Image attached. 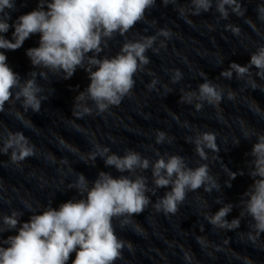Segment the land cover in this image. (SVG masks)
I'll return each instance as SVG.
<instances>
[{
  "label": "clouds",
  "instance_id": "9594fccd",
  "mask_svg": "<svg viewBox=\"0 0 264 264\" xmlns=\"http://www.w3.org/2000/svg\"><path fill=\"white\" fill-rule=\"evenodd\" d=\"M214 2L221 19L229 17V9L237 16H243L246 11L241 0H189L190 6L179 7L178 12L182 17L187 14L198 16L209 12ZM161 3L167 6L176 4L177 0H161ZM155 4L156 0H38L36 9L20 15L10 25L8 21L11 17L5 10H13L15 0H0V50H18L25 40L39 34V46L27 49L26 55L34 69L47 70L39 73L41 77L47 79L48 72L54 75L62 73V78L67 80L78 68L88 73L90 83L75 96L72 116L80 119L91 115L94 109L89 101L98 114L104 113L110 107L119 106L124 97L131 94L135 75L150 63L146 55L148 50L158 53L160 48L166 47L165 40H160L159 47H154L158 37L170 39L172 33L161 28L156 35H141L139 39L126 40L115 56L100 58L99 54L117 34L124 36L137 23L145 20L146 13ZM256 12L258 19L264 21V3L258 4ZM247 23L255 27L251 19ZM10 27L14 28L11 40L4 35ZM208 27L211 29L213 26ZM226 28L236 35L241 31L238 26L231 24L226 25ZM5 51H0V112L5 110L6 104L19 101L24 112L30 109L39 113L42 102L48 97L41 95L43 88L37 83L38 73L32 71L27 79H22L8 65ZM220 62H223V58ZM253 67L257 70L255 75L264 79V45L251 53L246 65L231 62L220 76L231 80L235 73L237 79L246 78L247 83L255 89L257 84L251 71ZM173 72L172 81L175 83L182 78V73L179 69ZM156 83L153 80L149 87ZM224 91L219 84L205 79L197 90L184 91L180 102L192 104L195 101L197 111L202 109L205 102L219 107ZM235 96L236 93L229 88L227 98L232 100ZM15 116L25 126L31 124L20 111H16ZM251 134L256 135V142L248 153L252 157L248 161L251 165L248 175L253 183L243 194L247 199L240 201L243 205L240 216L229 221L227 217L234 205L227 203L215 213L206 214L205 219L215 228L235 230L240 227V217L247 214L253 221L248 239L255 242L264 233V133ZM245 137L250 138V133L246 131ZM0 139V154H8L11 150L12 164L20 166L24 160L36 154L35 145L21 131L8 130L6 137L0 133ZM166 139L170 143L173 138L163 131L156 132L157 144L164 143ZM216 139L214 132L205 131L189 138V142L195 145L194 151L201 160H208L206 149L212 153L220 151ZM236 144H239L238 140ZM95 149L81 158L86 162L92 161V166H95L94 162L100 156L106 167L131 175L114 177L110 172L100 171L89 186V180L79 173L69 188H75L80 199H70L58 208L49 204L38 214H32L27 222L20 221L23 214L16 210L0 216V233L17 231L16 235L0 240V264H68L72 253H75L72 264H115L121 258L125 245L131 249L132 244L118 237L113 220L123 217L120 225L124 227L130 223V217L143 213L151 202L147 193L155 195L157 189L170 188L157 199L153 207L157 212L174 215L188 192L203 188L205 192L211 193L220 187L217 179L210 174L207 163L192 168L186 163L185 157L178 154L161 155L157 151L158 158L150 161L131 149L123 155L112 153L110 148L99 144L95 145ZM213 159L219 160L220 157L213 156ZM149 168L154 185L151 188L148 178L137 174V170L143 172ZM223 169L229 177L225 184L231 187L230 181L238 173L226 166ZM239 174L243 175V172ZM26 207L32 209L31 204L26 203ZM197 240L202 246L209 244L205 237H197ZM3 244L8 246L4 247ZM185 257L191 259L188 253H185ZM247 264H252V261L247 260Z\"/></svg>",
  "mask_w": 264,
  "mask_h": 264
}]
</instances>
